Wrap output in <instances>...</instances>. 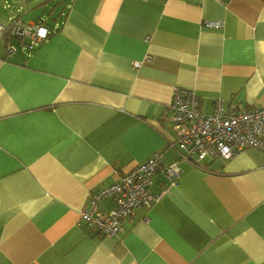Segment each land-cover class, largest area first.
<instances>
[{
	"label": "crops",
	"instance_id": "1",
	"mask_svg": "<svg viewBox=\"0 0 264 264\" xmlns=\"http://www.w3.org/2000/svg\"><path fill=\"white\" fill-rule=\"evenodd\" d=\"M39 19L31 50L0 37V264H264V151L188 163L168 106L180 86L204 113L264 107V0H0L4 23ZM156 151L181 171L150 208L117 237L80 220Z\"/></svg>",
	"mask_w": 264,
	"mask_h": 264
},
{
	"label": "built area",
	"instance_id": "2",
	"mask_svg": "<svg viewBox=\"0 0 264 264\" xmlns=\"http://www.w3.org/2000/svg\"><path fill=\"white\" fill-rule=\"evenodd\" d=\"M204 24L221 27V22L212 20ZM49 32L41 19L29 24L17 20L8 23L0 21V37L7 34L14 36L26 50L37 47L49 36ZM15 50L14 45L6 44L9 55ZM173 93L168 106L172 128L176 132L174 145L183 160L203 167L201 164L205 160H226L244 148L264 151V107L225 108L221 99H215L212 111L204 113L192 88L176 86ZM164 159L165 155L156 151L147 160L121 172L108 186L92 191L89 206L79 213L80 220L94 232L117 237L125 218L140 207L150 208L165 193L164 189L152 192L153 178L158 170L172 185L176 183L181 168L175 162L164 165ZM106 197H111L114 204L106 212H101L97 203Z\"/></svg>",
	"mask_w": 264,
	"mask_h": 264
},
{
	"label": "rangeland",
	"instance_id": "3",
	"mask_svg": "<svg viewBox=\"0 0 264 264\" xmlns=\"http://www.w3.org/2000/svg\"><path fill=\"white\" fill-rule=\"evenodd\" d=\"M146 160H147V159H146ZM158 171H160V170H158ZM158 171H157V172H158ZM157 172H156V173H157ZM156 173H155V175H156ZM155 175H154V177H155ZM164 177H165V176H164ZM166 178H167V177H166ZM153 180H154V178H153ZM154 181H155V180H154ZM169 181H170V180H169ZM161 189H165V188H161Z\"/></svg>",
	"mask_w": 264,
	"mask_h": 264
},
{
	"label": "trees",
	"instance_id": "4",
	"mask_svg": "<svg viewBox=\"0 0 264 264\" xmlns=\"http://www.w3.org/2000/svg\"><path fill=\"white\" fill-rule=\"evenodd\" d=\"M50 33V32H49ZM6 36V35H5ZM6 38V37H5ZM204 166V165H203Z\"/></svg>",
	"mask_w": 264,
	"mask_h": 264
}]
</instances>
